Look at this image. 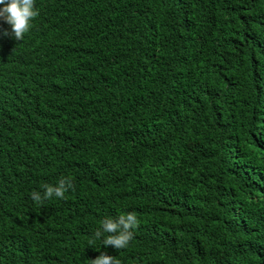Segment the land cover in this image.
<instances>
[{
  "label": "trees",
  "instance_id": "obj_1",
  "mask_svg": "<svg viewBox=\"0 0 264 264\" xmlns=\"http://www.w3.org/2000/svg\"><path fill=\"white\" fill-rule=\"evenodd\" d=\"M35 6L0 34V264H264V0Z\"/></svg>",
  "mask_w": 264,
  "mask_h": 264
},
{
  "label": "clouds",
  "instance_id": "obj_2",
  "mask_svg": "<svg viewBox=\"0 0 264 264\" xmlns=\"http://www.w3.org/2000/svg\"><path fill=\"white\" fill-rule=\"evenodd\" d=\"M38 16L35 0H0V34L21 41L31 30L32 21ZM3 24L10 26V32L2 28ZM42 188L43 192L32 191L30 194V198L41 205L53 197L65 199V193L74 190V185L71 178L62 177L55 186L44 184ZM138 226L139 220L134 212L116 218L105 217L100 221V228L93 235V242L107 234L102 240L103 246H112L118 251L126 249L134 239L133 230ZM89 264H121V261L106 252H101L97 258L89 260Z\"/></svg>",
  "mask_w": 264,
  "mask_h": 264
}]
</instances>
